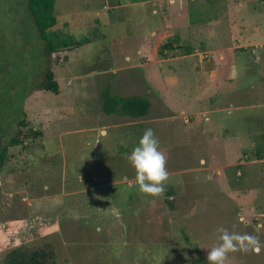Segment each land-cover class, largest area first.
<instances>
[{"label": "rangeland", "instance_id": "374dc122", "mask_svg": "<svg viewBox=\"0 0 264 264\" xmlns=\"http://www.w3.org/2000/svg\"><path fill=\"white\" fill-rule=\"evenodd\" d=\"M240 5L56 0L46 37L61 50L51 52L28 0H0V264L16 249L45 250L55 264H207L219 227L264 241V114L244 124L237 112L211 113L225 100L206 83L218 60L206 44L210 18L255 9L264 29V0ZM236 28L208 45L236 46ZM226 56L244 83L254 69L264 79V46ZM47 71L58 94L44 89ZM107 88L147 98L149 114L105 115ZM147 128L169 173L155 198L127 158ZM19 130L24 143L9 147ZM254 253H230L232 264H264Z\"/></svg>", "mask_w": 264, "mask_h": 264}, {"label": "crops", "instance_id": "0c3cea01", "mask_svg": "<svg viewBox=\"0 0 264 264\" xmlns=\"http://www.w3.org/2000/svg\"><path fill=\"white\" fill-rule=\"evenodd\" d=\"M238 1L242 4L240 5L242 9L245 8L246 4L250 5L255 1L261 2V0ZM258 17L259 14L255 9L251 12H221V14L217 13L215 17L210 18V20L207 21V24H204L207 31L205 36L207 48L210 53H215L218 57L216 63H211V65L216 67V69L212 70V72L209 74V77H207L209 81H206V83L212 84L213 86L216 84L215 92L220 91L222 97L225 100L223 108H212L211 113H224V115L228 116L227 120H229V117L232 116L234 112H237L238 116L243 117L242 123L244 124L248 120L250 122L256 123L261 114H264V79L259 80V78L256 76L257 71L254 69L249 73V75L252 76V78H249L251 79V82L248 84L244 83L243 80H240L237 74L238 66L236 67L235 65V59L231 60V58H228L226 55L228 51L230 52V50L233 49L243 51L251 47L264 46V29L262 28L261 24L257 22ZM233 25L236 26V29L239 31V39L235 41L236 46H220L219 48H216L213 47L214 45H208L213 44V42L217 43L221 41V39H223V37L227 34L231 35L230 32ZM194 26L195 25H192L191 27ZM182 39H185L184 36ZM189 58H191L190 55ZM259 61H261V58H259ZM219 67H223V70ZM217 68H219V71L221 72H219ZM243 86L244 88H242ZM250 97H252L253 100H250ZM248 99L250 102L246 101ZM212 100L213 99H211V103H213ZM259 161H264V159H259ZM260 242V251L255 252L254 255L264 259V241ZM228 258L229 263L231 264L233 261H237V258H235L233 255L230 256L229 254ZM241 263L242 260L237 262V264Z\"/></svg>", "mask_w": 264, "mask_h": 264}, {"label": "trees", "instance_id": "16d2710c", "mask_svg": "<svg viewBox=\"0 0 264 264\" xmlns=\"http://www.w3.org/2000/svg\"><path fill=\"white\" fill-rule=\"evenodd\" d=\"M56 0H28V10L38 30L39 37L44 40L51 52L61 50L59 46L53 45L46 37V32L57 25L54 15ZM46 83L44 89L47 92L58 94V82L55 80L54 73L47 71L45 74ZM102 110L105 115H119L139 119L146 117L151 109V102L141 96L123 97L112 95L107 88L102 94ZM24 120L19 122V127H25ZM34 136H39L34 133ZM264 141V135H262ZM24 143V132L19 130L10 140L9 147H15ZM8 147H4L0 153V164L6 160ZM264 159V156L261 158ZM171 206V203H168ZM6 264H55L53 255L45 250H25L16 249L8 253ZM206 264V263H204Z\"/></svg>", "mask_w": 264, "mask_h": 264}, {"label": "clouds", "instance_id": "9594fccd", "mask_svg": "<svg viewBox=\"0 0 264 264\" xmlns=\"http://www.w3.org/2000/svg\"><path fill=\"white\" fill-rule=\"evenodd\" d=\"M127 158L135 170V182L139 190L154 198L163 196L169 173L166 157L152 128L143 132ZM216 231L219 233V243L207 252V264H226L230 253L260 251L261 242L255 235L230 232L224 227Z\"/></svg>", "mask_w": 264, "mask_h": 264}]
</instances>
